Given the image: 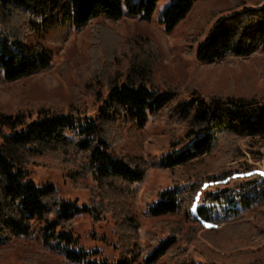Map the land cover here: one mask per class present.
Instances as JSON below:
<instances>
[{
	"label": "trees",
	"instance_id": "1",
	"mask_svg": "<svg viewBox=\"0 0 264 264\" xmlns=\"http://www.w3.org/2000/svg\"><path fill=\"white\" fill-rule=\"evenodd\" d=\"M160 1L0 0V78L12 82L51 68L52 50L41 42H28L31 34L41 36L61 27L80 30L98 18L150 19ZM198 1L171 2L160 20L165 31L171 33ZM257 52L264 53V0L219 17L198 46L196 57L200 62H213ZM131 60L123 77L107 78L105 97L101 91L95 92L101 104L96 117L76 105L67 110L41 106L36 111H0V249L38 228L43 242L54 244L74 264H154L177 243L181 223L140 261L138 224L127 205V189L144 182L147 163L142 155L121 152L109 133L118 126L143 129L177 95L171 90L160 91L151 83L152 60L147 55L137 54ZM171 117L177 124H185L184 134L171 144V151L160 163L171 177L173 169L211 155L223 138L264 136V98L196 95L177 103ZM37 159H48L42 167L59 168L75 183L92 176L98 188V192L92 189L94 204L80 206L60 197L51 183L37 185L29 171L30 165H38ZM246 166L247 177L206 194L196 208L197 221L237 222L264 209V176L256 173L253 165ZM232 174L218 179L227 180ZM173 182V188L162 191L157 202L149 206L152 217L185 216L202 186ZM112 212L114 217L118 214L120 251L113 262L85 251L71 228L79 214L99 220L100 214ZM259 259L253 257L245 264H264L256 262ZM204 264L225 263L210 259Z\"/></svg>",
	"mask_w": 264,
	"mask_h": 264
},
{
	"label": "rangeland",
	"instance_id": "2",
	"mask_svg": "<svg viewBox=\"0 0 264 264\" xmlns=\"http://www.w3.org/2000/svg\"><path fill=\"white\" fill-rule=\"evenodd\" d=\"M173 1L161 0L150 19L98 18L80 30L61 27L41 36L29 35L28 42H41L52 50V66L12 82L0 78V111H36L41 106L67 110L76 105L88 116L96 117L101 104L95 92L101 91L105 97L107 78L123 77L131 59L137 54L147 55L152 60L151 83L160 91H174L176 100L152 116L143 129L118 126L109 133L121 152L142 155L147 163L144 182L127 189L130 193L127 205L138 224L140 261L169 237L176 223H181L183 229L177 243L154 264H204L210 259L245 264L253 257L263 263L264 209L237 222L207 224L196 220V208L203 204L207 193L231 187L247 177V164L264 176V136L242 140L223 138L211 155L173 169V177L160 164L171 151V144L185 132V124H177L171 117L177 103L196 95L264 98V53L213 62H200L196 57L198 46L219 17L262 0H199L186 18L167 33L160 20L164 9ZM36 161L38 165H30L29 171L37 185L51 183L64 199L76 201L80 206L94 204L92 189L98 192V188L92 176L75 183L59 168L42 167L48 159ZM231 171L233 174L227 180L218 179ZM173 179L180 184L195 182L202 186L185 216L152 217L149 206L157 202L162 191L173 188ZM117 215L102 213L99 220L90 214L75 217L71 228L85 251L112 262L119 258ZM0 264L74 263L54 244H45L38 228H34L30 235L16 237L0 249Z\"/></svg>",
	"mask_w": 264,
	"mask_h": 264
}]
</instances>
